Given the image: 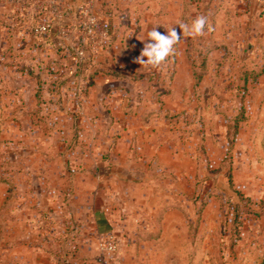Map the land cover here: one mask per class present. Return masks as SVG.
<instances>
[{"label":"rangeland","instance_id":"374dc122","mask_svg":"<svg viewBox=\"0 0 264 264\" xmlns=\"http://www.w3.org/2000/svg\"><path fill=\"white\" fill-rule=\"evenodd\" d=\"M9 13L0 12V264H264L258 26L217 20L193 41L194 67L171 56L153 69L134 62L139 53L80 60L29 49L34 26ZM103 67L146 81V107L166 115L156 150L126 154L135 167L114 164L125 157L112 148L122 136L107 114H64ZM118 175L126 203L113 198Z\"/></svg>","mask_w":264,"mask_h":264},{"label":"crops","instance_id":"0c3cea01","mask_svg":"<svg viewBox=\"0 0 264 264\" xmlns=\"http://www.w3.org/2000/svg\"><path fill=\"white\" fill-rule=\"evenodd\" d=\"M66 5L75 22L83 7L89 8L98 15L110 18L113 41L109 48L100 52L112 54L114 57H134L138 53L140 54L143 48L142 40L146 38L149 30L156 26L161 34H166V29L173 27L182 37V41L175 46L176 51L172 56L176 57V67H194L190 55L192 54L191 47L192 50L194 48L193 41L196 38H183L182 30L179 25H176V21L190 24L197 16L206 17L208 24H215L219 20L224 28L229 29L230 17L236 15L238 24L249 21L258 26V32L252 36L264 41V3L260 0H66ZM9 11L15 15L19 14L21 23L30 22L35 27L37 14L33 9L20 14L3 1L0 2V12L10 14ZM59 24L62 23L57 21L51 34L44 38L36 37L32 31L28 48L37 51L45 47V49H50L52 57L59 53L63 55L66 51H71L76 55L77 34L74 33L67 42L64 41L59 34ZM221 36L219 50L226 47L227 44L223 45V39L226 40L228 34L224 32ZM214 51L208 56L210 65ZM100 70L90 88L89 96L85 100L82 97L76 98V109L70 112L66 111L64 114L67 118L74 117L76 119H86L84 115L86 110L87 114L89 112L107 114L111 127L116 129L115 134L122 136L119 143L112 147L116 149L118 156L120 152L123 157L127 156L131 147L135 150L137 145H149L152 147V149L149 147L151 151L156 150V138L161 133L159 123L166 118V115L161 107L155 106L152 102V107H146L145 99H143V95H140L142 89L140 84L144 88H148L149 84L137 79L127 69L121 70V79H118V72L111 67H103ZM125 71L128 75L124 74ZM71 103L72 99L68 104ZM159 116L160 121L158 120ZM87 118L90 117L87 116ZM91 119L96 120L97 118L92 115ZM124 161L114 164L119 168L137 165V162L129 161L127 157L124 158ZM121 176L118 175L116 178L119 179L118 186L122 185V187L114 188L113 198L126 203L127 193L124 192L125 184ZM93 181H95L94 178ZM118 193L120 195H117Z\"/></svg>","mask_w":264,"mask_h":264},{"label":"built area","instance_id":"2783aa9c","mask_svg":"<svg viewBox=\"0 0 264 264\" xmlns=\"http://www.w3.org/2000/svg\"><path fill=\"white\" fill-rule=\"evenodd\" d=\"M1 1V0H0ZM15 12L22 14L26 10L33 9L37 14L34 35L44 38L51 34L54 24L58 21L59 34L64 41L74 33L77 34L76 56L82 58L88 52L103 51L109 48L113 41V31L110 18L92 12L89 8L79 11L77 21L72 19L66 0H2ZM264 3V0H260ZM19 15V14H18ZM104 247L116 250L114 239H108Z\"/></svg>","mask_w":264,"mask_h":264},{"label":"clouds","instance_id":"9594fccd","mask_svg":"<svg viewBox=\"0 0 264 264\" xmlns=\"http://www.w3.org/2000/svg\"><path fill=\"white\" fill-rule=\"evenodd\" d=\"M176 25H179L182 30L183 38L195 39L204 36L206 26L208 30H211L207 18L204 16H197L190 24L178 20ZM181 41L182 37L178 35L175 28L170 27L166 29V34H161L155 26L147 32L146 38L142 40L143 48L134 62L143 68H159L169 57L175 54V46Z\"/></svg>","mask_w":264,"mask_h":264},{"label":"trees","instance_id":"16d2710c","mask_svg":"<svg viewBox=\"0 0 264 264\" xmlns=\"http://www.w3.org/2000/svg\"><path fill=\"white\" fill-rule=\"evenodd\" d=\"M101 71V70H100ZM97 72H99V71H97ZM106 73H109V74H111L110 72H106Z\"/></svg>","mask_w":264,"mask_h":264},{"label":"water","instance_id":"95a60500","mask_svg":"<svg viewBox=\"0 0 264 264\" xmlns=\"http://www.w3.org/2000/svg\"><path fill=\"white\" fill-rule=\"evenodd\" d=\"M125 74V73H124Z\"/></svg>","mask_w":264,"mask_h":264}]
</instances>
